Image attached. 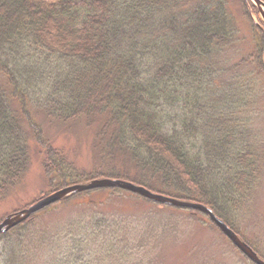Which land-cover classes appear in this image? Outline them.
<instances>
[{
  "label": "trees",
  "instance_id": "trees-1",
  "mask_svg": "<svg viewBox=\"0 0 264 264\" xmlns=\"http://www.w3.org/2000/svg\"><path fill=\"white\" fill-rule=\"evenodd\" d=\"M231 1L0 0V199L24 180L35 145L51 192L124 179L202 203L240 234L264 158L251 112L264 98V24L241 0L254 51L222 55L241 30ZM40 116L96 129L105 171L79 170ZM97 190L119 189L72 194L0 235V264H97L138 250L121 221L85 213L106 206L88 196ZM61 206L73 213L50 223Z\"/></svg>",
  "mask_w": 264,
  "mask_h": 264
},
{
  "label": "rangeland",
  "instance_id": "rangeland-1",
  "mask_svg": "<svg viewBox=\"0 0 264 264\" xmlns=\"http://www.w3.org/2000/svg\"><path fill=\"white\" fill-rule=\"evenodd\" d=\"M230 3L229 8L232 14H236L241 30L235 37L236 41L224 47L222 55H233L235 61L240 62L254 51V48L250 51L252 35L244 17L242 1L232 0ZM248 7L252 21L264 24L257 6L251 2ZM251 69L249 66V70ZM251 108V112L256 111L253 134L256 142L263 146L261 154L264 157V98L255 105V109L253 106ZM40 120L47 138L51 139L54 146L62 150L79 170L93 173L100 168L105 171L106 168L100 163L99 154L94 147L96 129H85L79 123L66 125L50 122L41 116ZM31 156L32 160L24 180L5 198L0 199V221L8 214L28 207L52 193V189L47 186V177L43 170V155L35 145H32ZM261 165L262 173L255 184L253 195L251 193L252 198L244 210L237 213L234 226L240 231V237L251 243L264 257V158ZM130 172L131 175L135 174L134 169ZM88 196L105 200L106 206H86L85 213L90 214L93 208L100 215L121 221L123 229L119 236H124L125 240L132 242L130 247H139L138 250L117 251L115 254L103 253L101 258L104 262L97 263V260V264H135V260L139 259L143 261L142 264H254L227 240L207 216L199 212L159 204L123 190L113 193L110 190H97ZM72 213V208L61 206L50 213L48 218L50 223H59ZM141 229L145 235L138 233Z\"/></svg>",
  "mask_w": 264,
  "mask_h": 264
},
{
  "label": "water",
  "instance_id": "water-1",
  "mask_svg": "<svg viewBox=\"0 0 264 264\" xmlns=\"http://www.w3.org/2000/svg\"><path fill=\"white\" fill-rule=\"evenodd\" d=\"M264 21V1L263 0H252ZM96 188H118L122 189L154 202L166 205H172L181 208H187L192 210L200 211L208 216V218L216 225V227L233 243V245L243 253L250 261L255 264H264V260L257 254V252L239 235L231 229L221 218H219L211 208L208 206L187 200H181L171 196L163 195L161 193L153 192L142 185L135 184L128 180L114 179V178H98L90 181L74 184L46 195L30 206L23 208L19 211L7 215L2 221H0V235L7 233L9 230L19 225L20 223L27 220L31 215L37 211L54 204L63 198L78 192Z\"/></svg>",
  "mask_w": 264,
  "mask_h": 264
}]
</instances>
